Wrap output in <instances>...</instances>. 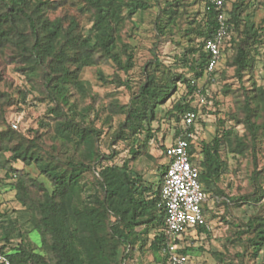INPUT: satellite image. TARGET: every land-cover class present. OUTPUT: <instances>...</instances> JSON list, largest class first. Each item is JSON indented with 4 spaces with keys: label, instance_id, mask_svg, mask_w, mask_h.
<instances>
[{
    "label": "trees",
    "instance_id": "1",
    "mask_svg": "<svg viewBox=\"0 0 264 264\" xmlns=\"http://www.w3.org/2000/svg\"><path fill=\"white\" fill-rule=\"evenodd\" d=\"M227 1L221 9L208 0L193 1L201 2L202 10H197L187 21L183 33L187 44L175 59L177 67L193 73V79L205 74L213 76L218 64L212 73L206 72L208 53L204 43L215 34L217 14L222 11L227 34L220 47L221 56L223 52H231L225 62L234 68V76L242 87V95H238L242 99H236L241 116L230 115L235 125L215 133L208 141H201L200 150L196 151L192 140L195 126L184 127L182 116L189 110L196 111L192 101L201 91L185 73L165 67L156 56L149 62L156 67L147 72L128 103L110 101L103 122L110 126L113 115H123L113 137L127 142L132 154L129 159H134L155 135L152 122L157 110L177 90L179 82L184 84L185 94L164 113L168 119L181 121L173 129L172 138L182 136L187 140L190 160L199 169L198 180L206 193L211 192L216 198L225 196L218 186L228 168L222 149L241 157L251 154L252 193L238 198L227 196L224 204L228 201L238 204L242 200L259 207L244 222V229L235 231V237L227 240L242 244L244 251L237 253L240 259L250 248V256L257 264H264V178L255 162L257 144H264V90L252 79L250 89L242 83L246 72L254 66L258 48L264 45L263 23L256 25L251 13L244 17L243 13L251 3H264L230 0L226 7ZM77 2L79 13L87 18L84 25L72 15L49 17L48 13L57 8L49 0H0V54H10L17 70L39 94L38 100L49 104L46 116L51 122L42 119L39 124L52 140L49 149H45L40 134L28 138L9 126L0 129V168L5 169V177L13 180L11 185L20 204L11 214H0V253L11 264H123L122 259L128 257L129 251L144 247L152 230L148 249L157 263L166 264L167 256L161 252L165 240V209L160 199L162 178L153 187L131 170L129 160L118 164L113 161L114 153L100 151L101 129L91 121L86 123L84 118H77L79 112L71 97L72 90L89 93V86L79 78L84 67L111 62L127 73L134 66L129 46L119 45L116 21L131 20L158 5L154 28L164 35L178 27L184 3L181 0H164L162 5L160 0ZM98 77L105 81L101 71ZM117 81L118 85L128 86L127 81H120L118 77ZM223 88L224 92L230 90L229 85ZM19 93L20 102H25L27 93ZM13 100L0 92V109L2 104L11 106ZM237 125L243 128L241 133ZM140 134H144L141 140ZM160 146L165 155L166 146L164 143ZM17 162L21 163L20 169L12 165ZM29 166H34L42 179L29 175L25 170ZM166 166H158L162 169L160 176ZM88 171L95 174L93 182L98 192L84 195L78 181ZM138 226L142 228L137 229ZM34 230L39 234V243L32 245L30 233ZM208 230L206 220V224L181 233L175 241L181 245L189 231L207 233ZM242 235H247L246 239H241ZM120 247L124 251L121 257ZM190 249V246H181L178 252L187 255Z\"/></svg>",
    "mask_w": 264,
    "mask_h": 264
},
{
    "label": "rangeland",
    "instance_id": "2",
    "mask_svg": "<svg viewBox=\"0 0 264 264\" xmlns=\"http://www.w3.org/2000/svg\"><path fill=\"white\" fill-rule=\"evenodd\" d=\"M57 6L55 10L50 11L49 17L57 16H75L81 25L87 21L82 16L77 7V0H49ZM164 0H160V5ZM184 3V14L179 20L178 27L170 32L160 35L154 28V19L158 11V5H154L150 10L144 11L142 15H136L131 20L116 21L118 24L120 42L126 43L133 55L134 66L125 73L114 67L111 62H101L94 66L84 67L79 78L89 86V93L84 90L73 92L71 101L76 103L79 112L78 119L84 118L85 122H92L97 128L101 129V138L99 149L103 153H114L113 161L120 164L123 160H129V166L132 171L142 175L147 183L157 186L160 180V164H167L169 159L162 154L161 144L164 146L172 145L175 139L172 138V131L176 124L173 118L168 119L164 116L165 111L186 92L185 85L177 84V90L156 112V119L152 122L154 137L143 147L142 152L134 159H129L132 154L129 151V145L126 141L114 140L113 133L117 130L118 122L123 119V115H113L110 126L104 123L105 116L108 114L110 101L115 99L119 104L128 103L132 94L135 93L139 85L145 80L147 72H151L156 67L149 64L156 56L165 67L172 70L185 73L187 78L192 79L196 88L200 90L198 95H194L192 105L196 108L197 119L194 122V137L192 138L196 151L200 150L201 141L210 140L215 133L235 125V121L230 119V115L241 116L237 109L236 99H242V87L234 76V68L227 65L225 60L231 52H223L217 69L213 76L208 74L201 78L193 79V73L185 72V68L177 67L175 57L183 50L187 44V38L183 35L184 28L197 10H202V3H193L194 0H181ZM264 3V0H259ZM230 4L227 1L226 7ZM251 13V19L257 25H264V5L250 4L249 8L243 13ZM9 53L0 54V92L11 96L13 104L6 106L2 104L0 109V129L10 127L28 138L40 134V141L45 149H49L51 139L49 133L44 132L39 124L43 119L45 122H51L46 116L47 101H40L39 94L31 87L30 82L24 75L17 70L16 63L11 60ZM122 59L125 56L122 54ZM264 45L258 48V54H255L254 66L250 72H246L243 77V86L250 89V79L254 80L264 90ZM177 67V68H176ZM98 71H101L104 80L98 77ZM117 77L120 81H127L128 86L118 85ZM113 81V82H112ZM229 85V91L224 92L223 86ZM19 91L26 92L25 102H20ZM22 95V94H21ZM3 100V99H2ZM183 117V116H182ZM3 119V120H2ZM15 125V126H14ZM239 133L243 131L241 125H237ZM37 131V133L35 132ZM144 134H140L141 140ZM222 149L223 158L227 161V171L221 177L219 188L225 196L216 198L211 192H207V203L205 206V218L208 223L207 233H197L189 231L186 233L181 243L182 247L190 246L187 253L186 264H257L250 256V248L245 251L246 254L241 257L244 249L240 242H228L227 239L235 237V231L244 229V222L247 218L256 212L257 206L249 205L239 200L238 204L228 201L224 204L226 197L247 196L252 193V183L249 179L253 169L251 154L247 153L244 157L236 156ZM255 162L258 170H262L264 178V144H257ZM13 167L20 169L21 163H13ZM29 175L42 179L38 175L34 166L25 169ZM94 172L88 171L82 174L78 184L83 189V194L98 192L94 184ZM12 179L5 177V169L0 168V214L10 213L13 209H19L20 204L16 200L15 190L11 185ZM263 206H264V200ZM86 224L88 220L86 219ZM142 228L138 226L137 229ZM152 230L149 233L148 241L142 249L135 248L129 251L128 257L122 259L123 264H159L154 260L151 251L148 249L149 239L152 238ZM247 235H242L241 239H246ZM33 244L39 243V234L37 231L30 233ZM18 240H15L17 242ZM123 247H120L119 257L123 255Z\"/></svg>",
    "mask_w": 264,
    "mask_h": 264
},
{
    "label": "built area",
    "instance_id": "3",
    "mask_svg": "<svg viewBox=\"0 0 264 264\" xmlns=\"http://www.w3.org/2000/svg\"><path fill=\"white\" fill-rule=\"evenodd\" d=\"M208 1L218 9L223 8L225 3V0ZM217 22L215 34L204 43V49L208 53L207 73H212L218 64L221 57L220 47L227 34L222 11L217 14ZM196 119V111L185 112L182 117L183 126H191ZM165 155L169 161L160 187L161 204L165 209V240L161 244V252L167 256L166 264H185L187 256L178 252L181 245L175 239L196 225L206 224L203 203L207 199V193L198 180L199 169L190 160L185 138L178 136L172 145L166 147ZM0 264H11L3 253H0Z\"/></svg>",
    "mask_w": 264,
    "mask_h": 264
},
{
    "label": "crops",
    "instance_id": "4",
    "mask_svg": "<svg viewBox=\"0 0 264 264\" xmlns=\"http://www.w3.org/2000/svg\"><path fill=\"white\" fill-rule=\"evenodd\" d=\"M161 170H162V169H160V173H161ZM165 170H166V169H164V172H165ZM161 178H162V176H160V179H161ZM146 183H147V182H146Z\"/></svg>",
    "mask_w": 264,
    "mask_h": 264
}]
</instances>
